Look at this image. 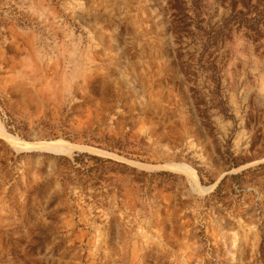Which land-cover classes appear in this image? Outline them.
<instances>
[{
    "label": "rangeland",
    "instance_id": "rangeland-1",
    "mask_svg": "<svg viewBox=\"0 0 264 264\" xmlns=\"http://www.w3.org/2000/svg\"><path fill=\"white\" fill-rule=\"evenodd\" d=\"M0 123V264H264V0H0Z\"/></svg>",
    "mask_w": 264,
    "mask_h": 264
},
{
    "label": "bare ground",
    "instance_id": "bare-ground-1",
    "mask_svg": "<svg viewBox=\"0 0 264 264\" xmlns=\"http://www.w3.org/2000/svg\"><path fill=\"white\" fill-rule=\"evenodd\" d=\"M0 134H2V136L3 135L5 136L8 143L16 151L39 150L55 155L70 156L83 148L78 145H73L61 141L40 142V143H28L25 141H21L8 134L1 123H0ZM171 168L175 170L181 169V167L179 166H172Z\"/></svg>",
    "mask_w": 264,
    "mask_h": 264
},
{
    "label": "trees",
    "instance_id": "trees-1",
    "mask_svg": "<svg viewBox=\"0 0 264 264\" xmlns=\"http://www.w3.org/2000/svg\"><path fill=\"white\" fill-rule=\"evenodd\" d=\"M233 6H235V3H233ZM239 14H241V12H239ZM80 156H84V157H87L88 159L92 160V161H95V162H111L110 159H103V158H100L98 156H94V155H86V154H81V155H77V156H74V160L77 161L79 160ZM64 159L68 160V158L66 157H63ZM233 167H238V164H234ZM161 173H164V172H161ZM237 176V175H236ZM235 177V176H234Z\"/></svg>",
    "mask_w": 264,
    "mask_h": 264
}]
</instances>
